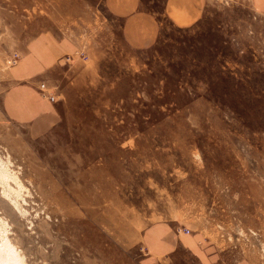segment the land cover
<instances>
[{
  "label": "rangeland",
  "instance_id": "obj_1",
  "mask_svg": "<svg viewBox=\"0 0 264 264\" xmlns=\"http://www.w3.org/2000/svg\"><path fill=\"white\" fill-rule=\"evenodd\" d=\"M151 1L160 39L136 50L104 0H0V240L19 264H198L191 238L264 264V0ZM52 32L79 48L40 129L2 103Z\"/></svg>",
  "mask_w": 264,
  "mask_h": 264
},
{
  "label": "crops",
  "instance_id": "obj_2",
  "mask_svg": "<svg viewBox=\"0 0 264 264\" xmlns=\"http://www.w3.org/2000/svg\"><path fill=\"white\" fill-rule=\"evenodd\" d=\"M151 0H104L108 14L118 22L122 41L131 49H147L156 45L162 32V23L151 8ZM79 48L75 40L46 34L31 46L18 67L12 71V85L3 97L5 114H17L4 107L21 106L32 112L35 125H52L58 115L57 101H51L40 93L41 82L49 83L65 75L66 68L72 69L68 55ZM70 59V58H69ZM67 60V61H66ZM63 80V78H62ZM57 99V96H56ZM26 114V113H25ZM195 255L198 264H256L255 259L239 255L232 249L217 248L215 245L200 246L193 238L185 245ZM169 260L146 258L141 264H167Z\"/></svg>",
  "mask_w": 264,
  "mask_h": 264
},
{
  "label": "bare ground",
  "instance_id": "obj_3",
  "mask_svg": "<svg viewBox=\"0 0 264 264\" xmlns=\"http://www.w3.org/2000/svg\"><path fill=\"white\" fill-rule=\"evenodd\" d=\"M5 165V164H4ZM6 167V166H5ZM4 167V168H5ZM27 167V166H26ZM7 168V167H6ZM1 169V168H0ZM5 170V169H4ZM19 170V169H18ZM1 171H2V169H1ZM5 181H7V180H5ZM1 182H3V180H2V177H1ZM0 182V183H1ZM9 182H11V181H9ZM9 182H7V183H9ZM19 183H21L20 181H19ZM16 184H18V181H17V183ZM13 185V183L11 184V186ZM20 185V184H19ZM14 186V185H13ZM21 186H23L22 185V183H21ZM6 187V186H5ZM4 187V188H5ZM20 187V186H19ZM27 187V186H26ZM17 189V188H16ZM1 190V189H0ZM3 190V189H2ZM7 191H13V188L12 187H8V188H6L5 189V191H4V193L9 197V193H7ZM15 192V191H14ZM10 193H12V192H10ZM12 195H13V193H12ZM15 195V194H14ZM11 196V195H10ZM12 197V196H11ZM5 198V197H4ZM16 198V197H15ZM15 198H11L12 199V202H14V203H16L17 204V202L19 201V200H15ZM36 198V197H35ZM7 199V198H6ZM14 200V201H13ZM43 200V199H42ZM12 202H9V205H6V204H3V210H4V212L6 211V210H10L11 212H13L14 211V209H12V207L10 206V203H12ZM22 205V204H21ZM6 206V207H5ZM19 207V206H18ZM22 207V206H21ZM21 207H19L20 209H21ZM5 208V209H4ZM13 210V211H12ZM6 213V212H5ZM45 226V225H44ZM20 261H21V258L19 257V251H18V249L15 247V245H13V243L11 242V240L9 239V237L8 236H6V237H3L1 240H0V262L2 263V264H19L20 263Z\"/></svg>",
  "mask_w": 264,
  "mask_h": 264
},
{
  "label": "built area",
  "instance_id": "obj_4",
  "mask_svg": "<svg viewBox=\"0 0 264 264\" xmlns=\"http://www.w3.org/2000/svg\"><path fill=\"white\" fill-rule=\"evenodd\" d=\"M40 93L43 97H45V98H47L53 102L56 100V94H55L54 89L51 86H49L46 82H41ZM184 231H185V233H190V230L187 228Z\"/></svg>",
  "mask_w": 264,
  "mask_h": 264
}]
</instances>
